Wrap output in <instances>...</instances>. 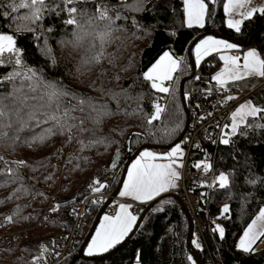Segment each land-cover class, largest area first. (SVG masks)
I'll list each match as a JSON object with an SVG mask.
<instances>
[{
	"label": "trees",
	"instance_id": "trees-1",
	"mask_svg": "<svg viewBox=\"0 0 264 264\" xmlns=\"http://www.w3.org/2000/svg\"><path fill=\"white\" fill-rule=\"evenodd\" d=\"M224 1L206 0L204 24L187 26L184 0H128L116 6H98L95 0H0V36L11 35L15 46L0 51V231L27 229L18 239H0V264H45L71 234L72 206L103 185L114 192L137 148L150 145L162 154L182 135L187 92L200 97L217 85L211 78L215 53L200 60L191 76L193 41L213 31L242 44L253 37L264 59V14L234 30L225 23ZM64 3L71 8L70 22ZM166 50L179 68L171 90L157 94L144 74ZM250 98L258 106L257 120L238 126L210 154L214 178L228 177L208 195L210 212L221 213L223 232L214 225L216 230L206 232L219 264H264V248L236 246L264 207V90ZM158 102L163 110L153 118ZM116 153L119 161H111ZM87 205L57 264H197L193 250L208 264L194 227L193 247L187 248L188 218L170 195L147 210L118 249L102 258H88L94 255L84 250L86 257L74 260L103 207L94 200ZM147 205H134L137 219Z\"/></svg>",
	"mask_w": 264,
	"mask_h": 264
},
{
	"label": "crops",
	"instance_id": "crops-1",
	"mask_svg": "<svg viewBox=\"0 0 264 264\" xmlns=\"http://www.w3.org/2000/svg\"><path fill=\"white\" fill-rule=\"evenodd\" d=\"M207 4L206 0H184V20L187 26L204 24L208 13ZM223 11L226 25L238 30L243 25L242 23L254 14H264V0H225ZM0 38L4 37L0 36ZM192 53L196 64L212 53L216 54L217 67L212 72L211 78L217 85H223L228 80L239 79L242 76L253 75V73L260 75L264 70V59L255 44L242 49L226 38L215 37L211 34L200 38L193 46ZM231 121L232 119L229 123ZM242 124L243 121L237 126ZM159 155L162 157H158ZM130 163L119 189V196L129 201L140 205L147 204L152 198L164 192L168 193L177 186L182 163L179 156H174L172 151L157 154L152 149H146L136 155ZM134 205L125 201L119 204L115 211L103 212L94 236L86 244L85 252L88 255L105 253L132 231L137 221ZM247 225L239 236L236 246L245 251L263 249L264 207L259 208L255 218Z\"/></svg>",
	"mask_w": 264,
	"mask_h": 264
},
{
	"label": "built area",
	"instance_id": "built-area-1",
	"mask_svg": "<svg viewBox=\"0 0 264 264\" xmlns=\"http://www.w3.org/2000/svg\"><path fill=\"white\" fill-rule=\"evenodd\" d=\"M65 1V0H64ZM128 0H95L98 6L107 3L113 6L126 4ZM65 11L67 14L66 21L70 22L71 8L68 4ZM259 90H264V70L260 75H247L239 79L228 80L223 85H216L212 92H207L206 95L200 96L199 93L187 92L186 107L188 108L189 125L187 127L183 138L177 142L181 147L180 161L182 165L179 170V179L177 186L173 192L180 191L186 208L191 214L193 227L195 228V235L203 244V249L208 256V264H219L216 261L215 254L212 251L211 244L207 239L206 232L212 230H220L219 224L221 213L214 214L210 212L208 207V195L213 189L212 180L214 173L212 172L210 154L216 145L223 142L225 137V129L229 123V117L238 107L243 99L252 97V95ZM6 137V134H2ZM33 150L37 149L35 144L31 145ZM69 152L63 157L62 165L65 164ZM18 166L23 164V160L14 159ZM111 201L105 210L115 211L119 204L129 202L135 204L133 201L127 200L113 194V190L109 189L107 185H103L97 193L89 196L80 204L73 206V213L75 215V223L71 227V234L66 239L63 249L57 250L50 255V259L45 264H57L63 260L66 252L71 247L72 236L75 235V230L79 223L82 222V216L88 209L90 200H94L100 206H104L107 199ZM216 229H212L214 227ZM26 228L17 227L16 229H4L0 231V239L6 238L7 241L18 239L22 233L26 232ZM211 234V233H210ZM221 264V263H220Z\"/></svg>",
	"mask_w": 264,
	"mask_h": 264
},
{
	"label": "rangeland",
	"instance_id": "rangeland-1",
	"mask_svg": "<svg viewBox=\"0 0 264 264\" xmlns=\"http://www.w3.org/2000/svg\"><path fill=\"white\" fill-rule=\"evenodd\" d=\"M3 37L4 38H0V51L1 52L5 50H9L10 47L11 48L15 47L14 41L11 35L3 36ZM178 68H179V61L177 60L176 56L172 54L169 50H166L159 56L158 60H156L153 63L150 69L146 71V74H144V77L150 82L151 87L154 89V91L157 94H166L171 90V87L173 86L174 72H176ZM213 90L214 89H209L208 92H212ZM257 107L258 106L256 104H253L250 97L243 99L241 103L238 104V107L231 114L230 118L232 119V121L230 122V124L227 125L224 131L225 137L223 138V142H226L227 138H229L231 134L236 133V130L238 128L237 124L242 123V121L245 124H250L252 122H255V120H257L256 118ZM155 108L156 109H155V113H153V118H158L160 117L162 113L163 107L160 106L158 102ZM167 150L172 151V154H174V156H179L180 158V153L182 150H181V147L178 145V143H176L175 146ZM66 153L64 154V157ZM62 160L63 158L61 159L59 163L60 171L63 170V167H64V165H62ZM227 178L228 177L224 174L223 175L217 174V176L212 180V186H217V185L221 186V185L226 184L228 181ZM72 209H73V206H72ZM218 227L219 229H221V231H223L221 224H219Z\"/></svg>",
	"mask_w": 264,
	"mask_h": 264
},
{
	"label": "water",
	"instance_id": "water-1",
	"mask_svg": "<svg viewBox=\"0 0 264 264\" xmlns=\"http://www.w3.org/2000/svg\"><path fill=\"white\" fill-rule=\"evenodd\" d=\"M264 28V27H263ZM262 28V29H263ZM262 29H260V30H262ZM259 30V31H260ZM212 33V35H214L215 37H219V38H226V39H228L229 41H231V42H233V43H235L236 45H239V44H241L242 46H244V47H248V46H250V44H252V41H253V37L250 39V41L249 42H247V43H244V44H242V42H238V41H235L234 39H232V38H228V36H222V35H220V34H218V33H216L215 31H213V32H211ZM197 41L198 40H195V41H193L192 42V44L189 46V48H188V53H189V55L192 57V53H191V49L193 48V46L194 45H196V43H197ZM191 63H192V66H193V72L191 73V76H194V74H195V72H196V68H197V66H196V62H195V60H191ZM184 83H185V80H183L182 82H181V86H180V90L182 91V88H183V86H184ZM182 96L184 97V94L182 93ZM183 99H185V98H183ZM186 120H187V122H186V126H184V130H183V132H182V135L179 137V138H177V139H175V141H173L171 144H169V145H167V146H165V148L166 149H170L171 147H173V146H175V144L177 143V142H179L182 138H183V136L185 135L184 133L186 132V130H187V127H188V125H189V119H188V115L186 114ZM146 149H152L151 148V146L149 145V146H142L141 148H137V150H135V152L133 153V155H131V159L129 160V161H127L126 163H125V167L123 168V171H122V175H121V180H120V182H118V184H117V186H116V189H115V191L113 192V194H114V196L115 195H118L119 194V189H120V187L122 186V183H123V181H124V179H125V174H126V171H127V168H129V166H130V162H131V160H133L135 157H136V155H139V154H141V152H143L144 150H146ZM153 150V149H152ZM119 153H116V155H114L113 156V158H112V160L111 161H115V162H118L119 161ZM164 195H170V196H173V197H175L176 199H178L180 202H181V208H182V210H183V212H184V214H186V216H187V218H188V228H189V233H187V239H186V241H187V243H188V249H192V247H193V241H192V235H193V233H194V228H193V223H192V217H191V214H189V212H188V210H187V206H186V204H185V202L182 200V198L180 197V195L178 194V193H176V192H173V191H170V192H164V194H161V195H159V196H157V197H155L154 199L152 198L151 199V201H149V203H147L148 205H147V207L146 208H144V210L142 211V213H141V215L139 214V217H138V219H137V221L135 222V224H134V226H133V228L131 229L132 231L129 233V234H127V235H125V237L118 243L119 245H116V247L114 246L113 248H112V250H109V251H107V252H105V253H99V255H94V256H87L88 258H93V257H95V258H99V257H104V256H106L107 254H109V253H111L114 249H118L120 246H122L123 245V243L125 242V240L127 239V238H129L131 235H133L137 230V228H138V225H139V223L141 222V221H143V219H144V215L146 214V212H147V210L149 209V208H151V206L153 205V204H155L156 203V201H158L160 198H162ZM110 201H111V198L110 199H107L106 200V202L104 203L105 205L102 207V209H99L98 210V212H97V214H96V216H95V220H94V222L91 224V226H90V228H89V230H88V233H87V235L85 236V238L83 239V241H82V243H81V249L79 250V252H78V255L75 257V258H73L74 260H77V258H83V257H86V255H85V253H84V250H85V248H86V243H88L89 241H90V239H91V237L94 235V233H95V229H96V227H97V225H98V222H100L101 221V216H102V214H103V212H104V210L106 209V207L109 205V203H110ZM192 254H194V256L196 257V262H197V264H203L201 261H200V259H201V256L199 255V254H197L196 252H195V250H193V253Z\"/></svg>",
	"mask_w": 264,
	"mask_h": 264
}]
</instances>
